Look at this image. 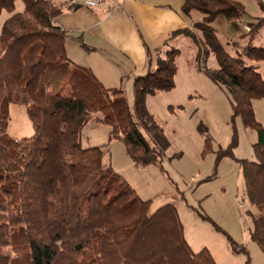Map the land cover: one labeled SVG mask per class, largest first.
Segmentation results:
<instances>
[{"label": "trees", "instance_id": "trees-1", "mask_svg": "<svg viewBox=\"0 0 264 264\" xmlns=\"http://www.w3.org/2000/svg\"><path fill=\"white\" fill-rule=\"evenodd\" d=\"M18 1L0 0V11L10 12L0 36V264H218L208 248H191L174 205L150 211L151 199H143L113 169L106 144L82 143L85 126L97 114L98 121L111 127L110 137L125 143L136 165L162 167L170 142L147 109L146 96L175 86L179 49L168 48L155 66L134 77L130 108L121 87L106 88L90 69L69 58L68 32L56 23L60 5L20 0L24 8L19 10ZM191 10L201 12L203 20L194 30L185 27L173 35L190 37L199 60L215 53L219 67L210 74L228 90L233 116L256 130L255 158L240 161L246 194L263 209L264 125L256 119L252 101L264 97V77L259 65L248 60H264V47L252 43L264 18L249 24L242 33L249 42L234 56L211 23L223 15L238 26L244 5L237 0H184L182 11ZM11 103L27 106L32 135L7 138ZM200 130L207 150L212 137L205 126ZM235 140L236 135L217 160L232 153ZM251 236L264 253V211L253 215ZM228 238L234 250L248 252Z\"/></svg>", "mask_w": 264, "mask_h": 264}, {"label": "rangeland", "instance_id": "rangeland-1", "mask_svg": "<svg viewBox=\"0 0 264 264\" xmlns=\"http://www.w3.org/2000/svg\"><path fill=\"white\" fill-rule=\"evenodd\" d=\"M56 1L63 4L64 9L69 7V0ZM237 1L246 10L237 20L238 26L223 15L213 23L225 50L234 56L249 42L248 35L242 36L249 31V24H256L264 18L260 2L264 3V0ZM23 8L24 4L19 0L17 9ZM9 13L5 8L0 11V36ZM60 15L57 18L63 17ZM196 32L203 37L200 30ZM181 40L182 48L176 58L175 86L146 96L147 109L164 127L170 142L162 167L136 165L127 157L125 143L110 137L111 127L98 121L97 114L85 126L82 143L84 146L106 144L113 169L131 183L143 199H151V212L166 204L174 205L183 223L185 237L194 251L208 248L218 264H246L248 259L250 264H264V253L251 236L253 215L263 212L264 208H258L249 200L240 161L255 158L253 144L258 139L257 132L246 126L241 116H233L228 90L210 74V70L219 67L215 53L208 52L199 60L194 41L188 36ZM252 43L264 47V22L253 35ZM156 61L157 58L153 66ZM248 63L259 65V72L264 77V60H248ZM133 80L134 76L124 77L117 84L103 85L106 88L121 87L130 108H133ZM252 102L256 119L264 125V97L253 98ZM7 109V138L20 139L34 133L25 104L11 103ZM201 126H205L212 137L207 150ZM235 135L232 153L217 160L219 152L229 148ZM228 236L248 252L234 250Z\"/></svg>", "mask_w": 264, "mask_h": 264}, {"label": "crops", "instance_id": "crops-1", "mask_svg": "<svg viewBox=\"0 0 264 264\" xmlns=\"http://www.w3.org/2000/svg\"><path fill=\"white\" fill-rule=\"evenodd\" d=\"M183 3L184 0H116L113 6L98 8L62 6L63 17L56 23L68 32L65 46L69 58L91 69L102 84L109 86L124 77L144 73L170 47L181 51L185 35L173 33L185 27L194 29V24L203 20L197 10L184 13Z\"/></svg>", "mask_w": 264, "mask_h": 264}, {"label": "built area", "instance_id": "built-area-1", "mask_svg": "<svg viewBox=\"0 0 264 264\" xmlns=\"http://www.w3.org/2000/svg\"><path fill=\"white\" fill-rule=\"evenodd\" d=\"M116 0H69V6H85L88 8H98L100 6H113Z\"/></svg>", "mask_w": 264, "mask_h": 264}]
</instances>
